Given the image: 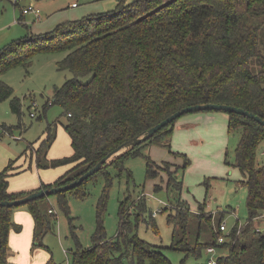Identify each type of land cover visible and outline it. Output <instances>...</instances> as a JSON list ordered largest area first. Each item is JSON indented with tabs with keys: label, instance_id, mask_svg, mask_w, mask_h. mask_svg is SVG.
<instances>
[{
	"label": "trees",
	"instance_id": "16d2710c",
	"mask_svg": "<svg viewBox=\"0 0 264 264\" xmlns=\"http://www.w3.org/2000/svg\"><path fill=\"white\" fill-rule=\"evenodd\" d=\"M39 52L65 53L57 61V68L72 73L71 78L54 88L51 103L60 105L67 118L61 125L69 137L72 154L47 158V151L56 138L57 123L48 124L40 145L30 149L33 143L28 144L24 153L28 152L31 160L34 155L38 168L68 164L72 167L54 182L42 183L38 189L77 179L119 144L186 106L228 104L264 119V0H117L116 6L107 12L66 21L49 32L13 42L0 51V102L9 99L16 115L21 114L20 99L12 95V88L1 75L15 66L27 68ZM255 65L257 71L253 69ZM86 76H90L89 80L81 81ZM51 105L46 103L43 112ZM226 114L228 132H240L234 166L244 175L241 183L247 188L249 224L264 215V165L255 162L256 150L264 141V127L246 116ZM176 120L114 158L81 184L56 193L63 213H68L66 192L77 189L79 197L84 198L89 179L99 172L107 177L108 167L120 168L127 156L141 153V146L169 149ZM4 126L7 127L1 125L3 129ZM145 159L147 179L155 177L159 168L171 166L163 162L161 167L149 156ZM14 162L10 160L0 171V201L27 194L8 192ZM173 173H168V184L179 187L181 182L175 180ZM47 200L48 196H43L26 203L34 221L35 239L52 231L49 215L53 213L48 215L43 209ZM13 207L17 206L0 207L2 263L6 262ZM144 210L142 202L138 211ZM177 212L176 217L169 219L175 227L172 247L180 241L185 243L180 248L185 254L183 260L192 258L195 262L192 264H200L197 262L202 250L214 246L226 251L216 259V264H264V237L255 235L242 241V231L237 234L234 226L227 240L217 243L220 233L212 229V216L193 213L201 228L203 224L208 226L210 237L205 241L198 237L193 244H186L188 213ZM97 215L92 246L77 248L72 264H113L121 262L122 257H131L129 264L133 258L140 262L147 258L149 264H172L162 252L130 235L124 211L113 239L105 237L101 211ZM153 218L151 213L149 222Z\"/></svg>",
	"mask_w": 264,
	"mask_h": 264
},
{
	"label": "rangeland",
	"instance_id": "374dc122",
	"mask_svg": "<svg viewBox=\"0 0 264 264\" xmlns=\"http://www.w3.org/2000/svg\"><path fill=\"white\" fill-rule=\"evenodd\" d=\"M116 4L117 0H0V51L13 42L49 32L60 23L107 12ZM29 5L34 10L22 14V9ZM64 56L65 53L61 52H39L27 68L15 66L1 75V79L12 88V95L21 102L20 115L12 112L9 99L0 102V124L9 129L4 131L0 126V156L6 154L11 157L9 160L15 161L11 172L19 171L15 170L16 166L23 164L24 158H27L21 168L25 171L16 174L17 180L25 176L28 183L32 178L47 182L36 174L34 155L30 162V155L24 151L30 143H33L29 145L30 149L40 145L48 124L57 123V137L48 151V158L58 159L72 154L69 137L61 125L67 120L62 107L53 104L43 112V106L52 100L54 88L72 77L69 70L57 68V61ZM253 69L257 71L258 66ZM89 78L86 76L81 81L86 82ZM33 102L36 105L35 117L30 116ZM188 118H191L190 123L180 126ZM239 137V131L228 132V115L223 111L206 110L182 115L174 123L169 149L155 145L141 146V153L127 156L120 168L108 167L107 177L104 172H99L89 179L84 198L79 197L77 189L66 192L67 215L59 206L57 194L49 195L43 209L46 214L49 209L54 211L53 215L48 214L52 231L43 236L34 238V221L27 204L13 207L6 262L2 263L0 259V264H72L77 248L92 246L97 213L100 211L107 239L116 236L121 211H124L130 235H136L152 249L162 252L172 264L195 263L192 258L183 260L185 254L180 248H184V242L180 241L172 247L175 227L169 219L176 217L177 211L188 213L186 244H193L198 237L200 241L210 237L208 226L203 224L201 228L196 214L211 215L213 231L217 230L219 222L224 223L229 234L236 226L237 234L242 231V241L255 235L264 237V215L247 224V188L241 183L243 173L234 166V150ZM146 156L161 167L163 162L171 166L159 168L155 177L147 179ZM255 162L264 165V141L256 150ZM71 167L72 164H68L39 169L46 178L50 174L56 175L48 181L53 182ZM170 171L174 172L175 180L181 182L179 187L168 184ZM14 181H11V186H16ZM8 189L12 191L10 186ZM19 190L22 189L14 191ZM102 200L105 202L103 207ZM142 202L145 210L139 212ZM151 213L156 215L149 222ZM223 252L226 251L221 248H215L212 253L203 249L197 263L205 264L210 257L216 260ZM130 261L131 257H122L121 262L113 264H129ZM131 264H149V261L145 258L140 262L133 258Z\"/></svg>",
	"mask_w": 264,
	"mask_h": 264
},
{
	"label": "water",
	"instance_id": "95a60500",
	"mask_svg": "<svg viewBox=\"0 0 264 264\" xmlns=\"http://www.w3.org/2000/svg\"><path fill=\"white\" fill-rule=\"evenodd\" d=\"M206 110L223 111L225 113L226 112L237 113V114L246 116L250 119H253L254 121H256L257 123H259L260 125L264 127L263 118L254 114L253 112L245 110L241 107H236L234 105L221 104V103H203V104H195V105L186 106V107H183L175 111L174 113H172L171 115H169L168 117L160 121L159 123L143 131L141 134L134 136L124 141L123 143L119 144L117 147H115L109 153H107L102 159H100L93 167H91L86 172L81 174L77 179L67 184L61 185V186L38 189L36 191L27 193L20 198L1 200L0 207L20 206V205L26 204L29 201L35 200L37 198H41L43 196H49L52 194H56L59 192L72 189L75 186L81 184L85 179L93 175L95 172L100 170L102 167L109 164L114 158L122 155L129 149H132L135 146L146 141L148 138L154 135L157 131L167 126L172 121L178 119L182 115L190 113V112H199V111H206Z\"/></svg>",
	"mask_w": 264,
	"mask_h": 264
},
{
	"label": "crops",
	"instance_id": "0c3cea01",
	"mask_svg": "<svg viewBox=\"0 0 264 264\" xmlns=\"http://www.w3.org/2000/svg\"><path fill=\"white\" fill-rule=\"evenodd\" d=\"M72 6H75V5H72ZM190 121H191V118H188V119H185V121L183 122V123H180V126H182L183 124H185V123H190ZM2 124H0V126H1ZM2 128V127H1ZM2 130H4V131H7V130H9L8 129V127H5L4 126V129L2 128ZM57 137V136H56ZM56 139V138H55ZM54 142H55V140H54ZM54 142L52 143V145L51 146H53V144H54ZM50 146V147H51ZM49 147V149H51ZM37 148V147H36ZM35 147L33 148V149H36ZM49 149H48V151H49ZM48 151H47V155H48ZM47 158H48V156H47ZM9 159H11V157L9 158V156H6V154H3V155H1L0 156V171L8 164V162L10 161ZM49 159V158H48ZM9 160V161H8ZM6 161H8L7 163H6ZM26 161H27V158H24V163L23 164H20V165H18V166H16V169L15 170H19V171H15V172H11V175H10V183H9V178H8V187L10 186V190H12V191H8V192H10V193H18V192H26V193H30V192H33V191H36V190H38V188L41 186V184L42 183H46V184H48V183H52V182H48V181H52V179L54 178V177H56V175L55 176H52L51 174L50 175H48L47 176V178L44 176V172L43 171H40V169L38 168V167H36L35 168V170H36V174H38V175H40V176H42V178L45 180V181H47V182H43V181H41V182H39V181H36V179L34 178H32V179H30V183H28L27 182V177H25V176H23L22 178H21V180H17V179H15L16 177V174H19V173H21V172H24L25 171V169H21L22 167H23V165L24 164H26ZM30 162H32V160L30 161ZM6 164V165H5ZM60 173V172H59ZM64 174V173H63ZM62 174V175H63ZM23 175V174H22ZM61 176V175H60ZM59 176V177H60ZM59 177H57L56 179H58ZM15 180L14 182L16 183V186H11V181L12 180ZM55 179V180H56ZM54 180V181H55ZM53 181V182H54ZM17 182H19V184H17ZM16 189H22V190H19V191H14V190H16ZM9 190V189H8Z\"/></svg>",
	"mask_w": 264,
	"mask_h": 264
},
{
	"label": "built area",
	"instance_id": "2783aa9c",
	"mask_svg": "<svg viewBox=\"0 0 264 264\" xmlns=\"http://www.w3.org/2000/svg\"><path fill=\"white\" fill-rule=\"evenodd\" d=\"M33 10H34L33 7L29 5L27 8H23L22 9V14H27L30 11H33ZM46 103L48 105H51L52 100L51 101H47ZM32 109L33 110L30 112V116L31 117H35V115H36V105H35L34 102L32 103ZM48 212L49 213H54L53 209H49ZM152 215L154 216L156 214L155 213H152ZM217 231H219V233H220L218 235V237H217V243H224L227 240V237H228L229 232H226V227H225V225H224L223 222H221L218 225ZM214 250H215V247L214 246H210V247L207 248V252H211L212 253ZM207 264H216V260L214 258H211L210 257L207 260Z\"/></svg>",
	"mask_w": 264,
	"mask_h": 264
}]
</instances>
